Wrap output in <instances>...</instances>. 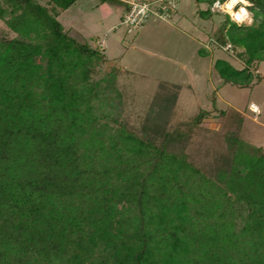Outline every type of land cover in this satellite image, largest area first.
Here are the masks:
<instances>
[{
    "label": "trees",
    "instance_id": "obj_1",
    "mask_svg": "<svg viewBox=\"0 0 264 264\" xmlns=\"http://www.w3.org/2000/svg\"><path fill=\"white\" fill-rule=\"evenodd\" d=\"M75 1L0 0V264H264V149L243 114L213 98L170 130L177 94L160 83L130 128L116 71L95 79L106 57L58 20ZM194 1L209 19L217 0ZM249 4L251 26L217 30L244 60H215L222 85L261 80L264 0ZM210 117L213 145L195 144Z\"/></svg>",
    "mask_w": 264,
    "mask_h": 264
},
{
    "label": "rangeland",
    "instance_id": "obj_2",
    "mask_svg": "<svg viewBox=\"0 0 264 264\" xmlns=\"http://www.w3.org/2000/svg\"><path fill=\"white\" fill-rule=\"evenodd\" d=\"M38 1L48 5L50 0ZM98 4L99 0H76L58 20L71 37L87 42L106 57L95 79L113 69L116 71L120 99L113 101L119 103L120 120L130 128L138 127L159 84L165 83L177 94L170 130L190 121L198 111L210 110L215 98L219 109L229 107L244 114L243 138L264 149V63L250 68L253 75L259 74L260 82L243 88L222 85L213 66L215 60L223 59L237 69L244 67L241 50L233 49L230 44L221 45L217 40V30L226 22V16L238 25L226 12L219 8L212 10L211 6V17L205 19L197 12L206 10L207 5L198 6L194 0H178L176 13L170 21L151 16L138 32L128 34L119 21L121 6L108 5L111 14L105 16L96 9ZM239 5L234 7V12H238ZM252 23L245 20L239 25L251 26ZM0 29L8 32L2 22ZM200 49L205 53L200 54ZM253 103L259 107V113L250 111ZM217 129L214 118L205 119L193 141L208 146L214 141L212 135Z\"/></svg>",
    "mask_w": 264,
    "mask_h": 264
},
{
    "label": "built area",
    "instance_id": "obj_3",
    "mask_svg": "<svg viewBox=\"0 0 264 264\" xmlns=\"http://www.w3.org/2000/svg\"><path fill=\"white\" fill-rule=\"evenodd\" d=\"M125 6L120 24L128 34L138 32L147 20L154 16L164 21H170L176 13L178 0H120ZM217 3L214 2L212 10ZM220 5H223L219 3ZM217 9V8H215Z\"/></svg>",
    "mask_w": 264,
    "mask_h": 264
},
{
    "label": "clouds",
    "instance_id": "obj_4",
    "mask_svg": "<svg viewBox=\"0 0 264 264\" xmlns=\"http://www.w3.org/2000/svg\"><path fill=\"white\" fill-rule=\"evenodd\" d=\"M237 4L244 5V7H240L238 12H234L233 9ZM249 0H227V2L223 5L219 4V0L214 6L215 8H219L221 12H226L231 19L236 22L238 25L242 24L245 20H248L249 23L252 21L249 19V12L247 11V7H250ZM250 111L254 113H259L260 109L256 104H251Z\"/></svg>",
    "mask_w": 264,
    "mask_h": 264
},
{
    "label": "crops",
    "instance_id": "obj_5",
    "mask_svg": "<svg viewBox=\"0 0 264 264\" xmlns=\"http://www.w3.org/2000/svg\"><path fill=\"white\" fill-rule=\"evenodd\" d=\"M108 5H110V4H108V3H105V4H98L97 5V7H96V9H98V10H101V12H103V14L105 15V16H108V15H110L111 14V10L109 9V7H108ZM240 7H244V5H239V8ZM238 8V9H239ZM121 9H122V11H121V13H120V16H119V21L121 22V17H122V13H123V7L121 6ZM239 11V10H238ZM251 105V104H250ZM238 111V110H237ZM241 113V112H240ZM243 116H244V114H243Z\"/></svg>",
    "mask_w": 264,
    "mask_h": 264
}]
</instances>
